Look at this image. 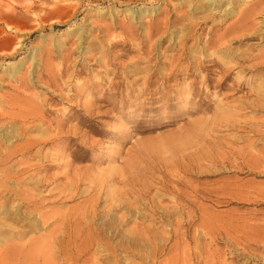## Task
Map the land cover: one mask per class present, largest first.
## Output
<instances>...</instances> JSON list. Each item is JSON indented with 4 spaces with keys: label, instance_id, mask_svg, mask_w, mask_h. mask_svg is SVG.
Segmentation results:
<instances>
[{
    "label": "rangeland",
    "instance_id": "374dc122",
    "mask_svg": "<svg viewBox=\"0 0 264 264\" xmlns=\"http://www.w3.org/2000/svg\"><path fill=\"white\" fill-rule=\"evenodd\" d=\"M0 264H264V0H0Z\"/></svg>",
    "mask_w": 264,
    "mask_h": 264
},
{
    "label": "bare ground",
    "instance_id": "6f19581e",
    "mask_svg": "<svg viewBox=\"0 0 264 264\" xmlns=\"http://www.w3.org/2000/svg\"><path fill=\"white\" fill-rule=\"evenodd\" d=\"M215 1H218V0H215ZM243 1V0H242ZM247 2V1H246ZM21 217V216H20Z\"/></svg>",
    "mask_w": 264,
    "mask_h": 264
}]
</instances>
